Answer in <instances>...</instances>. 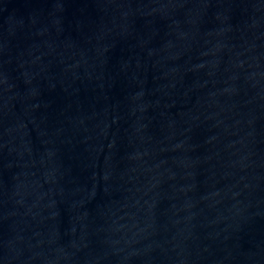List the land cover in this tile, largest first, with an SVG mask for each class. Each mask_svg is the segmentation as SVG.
<instances>
[{
	"label": "water",
	"instance_id": "water-1",
	"mask_svg": "<svg viewBox=\"0 0 264 264\" xmlns=\"http://www.w3.org/2000/svg\"><path fill=\"white\" fill-rule=\"evenodd\" d=\"M0 264H264V0H0Z\"/></svg>",
	"mask_w": 264,
	"mask_h": 264
}]
</instances>
